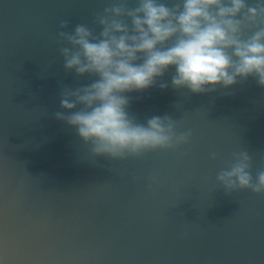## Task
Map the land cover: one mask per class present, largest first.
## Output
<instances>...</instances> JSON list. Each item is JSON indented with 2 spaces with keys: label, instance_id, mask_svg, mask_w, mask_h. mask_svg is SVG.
Here are the masks:
<instances>
[{
  "label": "water",
  "instance_id": "water-1",
  "mask_svg": "<svg viewBox=\"0 0 264 264\" xmlns=\"http://www.w3.org/2000/svg\"><path fill=\"white\" fill-rule=\"evenodd\" d=\"M115 2L0 0V264H264V196L226 195L216 183L233 153L249 152L253 177L264 169V88L254 78L192 94L171 86L170 68L127 93L140 123L182 118L192 140L176 152L95 158L55 119L61 86L94 79L64 70L61 21L99 34L96 16Z\"/></svg>",
  "mask_w": 264,
  "mask_h": 264
},
{
  "label": "clouds",
  "instance_id": "clouds-1",
  "mask_svg": "<svg viewBox=\"0 0 264 264\" xmlns=\"http://www.w3.org/2000/svg\"><path fill=\"white\" fill-rule=\"evenodd\" d=\"M95 23L99 34L84 23L71 31L68 20L60 23L64 70L94 79L75 88L62 85L63 111L54 113L95 158L125 161L191 144L192 131L179 130L182 118L152 116L140 123L128 111L126 94L156 86L170 68L171 86L192 94L228 89L249 77L264 88V0H136L134 7L116 0ZM216 183L226 195L249 190L264 196V169L253 177L249 152L233 153Z\"/></svg>",
  "mask_w": 264,
  "mask_h": 264
}]
</instances>
